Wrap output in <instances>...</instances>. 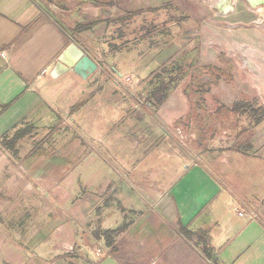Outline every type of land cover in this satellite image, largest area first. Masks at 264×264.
<instances>
[{
    "label": "crops",
    "instance_id": "obj_1",
    "mask_svg": "<svg viewBox=\"0 0 264 264\" xmlns=\"http://www.w3.org/2000/svg\"><path fill=\"white\" fill-rule=\"evenodd\" d=\"M220 1L0 0V185L23 217L0 264H264V146L229 145L220 177L182 143V64L219 61L222 18L253 12ZM71 41L90 74L59 67Z\"/></svg>",
    "mask_w": 264,
    "mask_h": 264
},
{
    "label": "rangeland",
    "instance_id": "obj_2",
    "mask_svg": "<svg viewBox=\"0 0 264 264\" xmlns=\"http://www.w3.org/2000/svg\"><path fill=\"white\" fill-rule=\"evenodd\" d=\"M243 6L253 12L242 21L231 20V14L228 18H222L224 47L214 45V49L220 53L219 61L201 64L199 60L197 63L191 59L182 64L183 71L193 70L184 84L190 104L185 128L193 136L188 135L182 143L192 158L220 177L229 174L227 168L232 162L228 154L231 153L229 145L238 147L253 144L256 140L259 148L264 146V141L260 143L258 136H254L257 134L254 126L248 127L249 117L229 111L234 104H242L262 108L264 113V0L258 5L245 0ZM227 12L230 11H224L225 14ZM185 47H190L198 55V41L194 40ZM190 48L183 50L182 55L187 54ZM2 177L3 173L0 172V180ZM16 186L17 189L21 188L20 184ZM11 191V186L1 183L0 238L8 240L9 235L13 237L14 234L5 229L3 232V226L23 220L22 216L10 217V209L4 198Z\"/></svg>",
    "mask_w": 264,
    "mask_h": 264
},
{
    "label": "water",
    "instance_id": "obj_3",
    "mask_svg": "<svg viewBox=\"0 0 264 264\" xmlns=\"http://www.w3.org/2000/svg\"><path fill=\"white\" fill-rule=\"evenodd\" d=\"M251 4L258 5L263 0H249ZM232 0H221L220 6L224 11H230L233 7L231 5ZM61 63L66 64L68 67H72L73 69L78 71L82 70L85 73L90 74L96 69V63L88 54H86L77 44L71 41L70 46L58 57V65L60 67ZM53 73L55 76L58 75L59 71Z\"/></svg>",
    "mask_w": 264,
    "mask_h": 264
},
{
    "label": "trees",
    "instance_id": "obj_4",
    "mask_svg": "<svg viewBox=\"0 0 264 264\" xmlns=\"http://www.w3.org/2000/svg\"><path fill=\"white\" fill-rule=\"evenodd\" d=\"M208 67V66H207ZM166 93L160 94H153L152 97L154 98L157 103H161L162 99L166 97ZM153 104V103H152ZM229 111L233 113H241L246 114L249 117L248 127L256 126L263 118L264 113L262 112V108L254 107L253 105L244 106V105H237L234 104Z\"/></svg>",
    "mask_w": 264,
    "mask_h": 264
},
{
    "label": "built area",
    "instance_id": "obj_5",
    "mask_svg": "<svg viewBox=\"0 0 264 264\" xmlns=\"http://www.w3.org/2000/svg\"><path fill=\"white\" fill-rule=\"evenodd\" d=\"M0 55L2 56V57H4V53H0ZM46 70L44 69V70H42V72L41 73H44ZM126 80H129L128 78L126 79ZM236 212H237V215L240 217V216H242L244 213H243V211L242 210H240L239 208H236ZM250 218H253V215H250Z\"/></svg>",
    "mask_w": 264,
    "mask_h": 264
},
{
    "label": "flooded vegetation",
    "instance_id": "obj_6",
    "mask_svg": "<svg viewBox=\"0 0 264 264\" xmlns=\"http://www.w3.org/2000/svg\"><path fill=\"white\" fill-rule=\"evenodd\" d=\"M243 1H245V0H243Z\"/></svg>",
    "mask_w": 264,
    "mask_h": 264
}]
</instances>
